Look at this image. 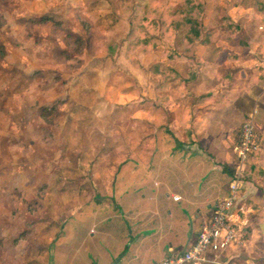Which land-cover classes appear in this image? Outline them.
<instances>
[{
    "label": "crops",
    "instance_id": "obj_1",
    "mask_svg": "<svg viewBox=\"0 0 264 264\" xmlns=\"http://www.w3.org/2000/svg\"><path fill=\"white\" fill-rule=\"evenodd\" d=\"M210 17L191 51L167 45L123 93L137 141L106 166L112 186L129 161L116 183L122 209L110 189L99 205L64 213L37 264H154L186 250L227 194L247 121L258 136L240 169L247 225L217 261L195 264H264V0H217L203 25Z\"/></svg>",
    "mask_w": 264,
    "mask_h": 264
},
{
    "label": "rangeland",
    "instance_id": "obj_2",
    "mask_svg": "<svg viewBox=\"0 0 264 264\" xmlns=\"http://www.w3.org/2000/svg\"><path fill=\"white\" fill-rule=\"evenodd\" d=\"M214 1L0 0V264H37L64 213L110 193L135 68L185 50Z\"/></svg>",
    "mask_w": 264,
    "mask_h": 264
},
{
    "label": "built area",
    "instance_id": "obj_3",
    "mask_svg": "<svg viewBox=\"0 0 264 264\" xmlns=\"http://www.w3.org/2000/svg\"><path fill=\"white\" fill-rule=\"evenodd\" d=\"M257 147L258 136L251 121H247L242 126L241 137L235 147L238 166L227 194L219 199L213 215L201 226L193 244L183 252L164 257L154 264H195L208 260L209 254H213V260L217 261V257L231 244L240 242L247 225L246 208L238 204L240 169L249 153ZM178 198V195H173V199Z\"/></svg>",
    "mask_w": 264,
    "mask_h": 264
},
{
    "label": "trees",
    "instance_id": "obj_4",
    "mask_svg": "<svg viewBox=\"0 0 264 264\" xmlns=\"http://www.w3.org/2000/svg\"><path fill=\"white\" fill-rule=\"evenodd\" d=\"M185 19H186V22H188V23H192V22H196L197 21V23L195 25L198 26V28L195 30V38L193 39V41L192 40L190 41V39H192V38L189 39V36H187L185 38H182L183 40H182L181 44L183 42L185 43L184 44L185 50H182V51H191L190 49H192V44H194L197 40H203V37L208 36L211 33L212 29L209 28L210 26L207 27V26L203 25V22L200 21L199 18H197L196 21H195V19H193L191 17H187ZM169 27H170L169 25H166L164 30H167V31L171 30V27L170 28ZM177 36H178L177 28H174V35H172V39L167 40L168 43H171L170 45L171 46L173 45L174 48H175V46H177V45H175V44H177V41H179V40L176 41V39H177L176 37ZM189 45H191V48H190ZM135 47H137V48L139 47V49H144L143 48L144 46H141L140 43L139 44L136 43ZM180 48H181V46H180ZM128 162L129 161L121 162L119 168H121L122 166H124ZM119 168L116 170V172L114 173V176H113V181H112V186H111L112 187L111 188L112 189V194H111V197H110L111 201H112V204H113V207H115L117 210H121L122 208H121V205L117 202V200L115 198L116 191H117L116 183L118 182V179H119V177H121V175H122V177H126V175H127V173L120 175L119 174V172H120ZM107 197H108V195H100V194L96 193L94 195L92 201H94L96 204L98 203V205H99L101 203V201L103 199L107 198ZM89 206H90V203L88 202L87 204H85L82 207V209L85 210ZM59 234H61V230L57 234V237L59 236ZM53 241L54 240H52V242Z\"/></svg>",
    "mask_w": 264,
    "mask_h": 264
}]
</instances>
